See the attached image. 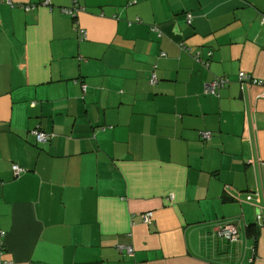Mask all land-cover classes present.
Returning <instances> with one entry per match:
<instances>
[{"label":"crops","instance_id":"0c3cea01","mask_svg":"<svg viewBox=\"0 0 264 264\" xmlns=\"http://www.w3.org/2000/svg\"><path fill=\"white\" fill-rule=\"evenodd\" d=\"M0 231V264H264V0H0Z\"/></svg>","mask_w":264,"mask_h":264},{"label":"built area","instance_id":"2783aa9c","mask_svg":"<svg viewBox=\"0 0 264 264\" xmlns=\"http://www.w3.org/2000/svg\"><path fill=\"white\" fill-rule=\"evenodd\" d=\"M45 3H47V0H45ZM24 8L28 9L29 6H23ZM83 8L78 6L77 4H73L71 7H63L62 8V12L63 13H69V14H74L76 11L78 10H82ZM187 22H190V15L187 16ZM77 33L81 36V38L85 37V30L83 28H79L77 30ZM208 55L211 54V52L209 51L207 53ZM196 58H198L196 56ZM239 75V79L241 80H247L249 79V76L241 71L238 73ZM225 81H223L221 78L219 79H215L214 81H212L211 83L208 84L207 86V90H212L214 87L220 86L221 84H223ZM31 134L33 136H35V139L37 142L39 143H44L46 141H48L50 139V134L48 132H45L43 130H41L40 128H34L31 131ZM209 134L206 133H202V137H208ZM13 172L15 174H18L19 172H21L23 170L22 167H20L18 164H12L11 166ZM152 217V212H146L143 214L142 219L144 222H148ZM217 235L225 240H228L229 242H236L238 241L239 237H238V230H237V226L231 222V221H222L218 224L217 227ZM3 235V232L0 231V236ZM132 248H128L127 251L131 252Z\"/></svg>","mask_w":264,"mask_h":264},{"label":"trees","instance_id":"16d2710c","mask_svg":"<svg viewBox=\"0 0 264 264\" xmlns=\"http://www.w3.org/2000/svg\"><path fill=\"white\" fill-rule=\"evenodd\" d=\"M33 137L35 138V136H33ZM35 141H36V139H35ZM37 143H39V142H37ZM13 164H16V163H13ZM23 171H25L24 168H23V170L21 172H23ZM21 172H19V173H21ZM258 227H259V225L256 222L249 223V224H247V226H245V233H246V235L249 236V237H252L254 241L256 239V235H257V232H258Z\"/></svg>","mask_w":264,"mask_h":264},{"label":"rangeland","instance_id":"374dc122","mask_svg":"<svg viewBox=\"0 0 264 264\" xmlns=\"http://www.w3.org/2000/svg\"><path fill=\"white\" fill-rule=\"evenodd\" d=\"M234 247H235V246H231V245H229V247H228V248H229V251L232 250ZM242 255H244V254H242Z\"/></svg>","mask_w":264,"mask_h":264}]
</instances>
